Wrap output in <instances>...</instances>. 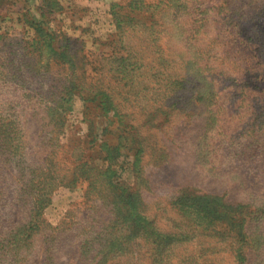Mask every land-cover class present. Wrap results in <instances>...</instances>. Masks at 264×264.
Returning <instances> with one entry per match:
<instances>
[{"label":"rangeland","instance_id":"374dc122","mask_svg":"<svg viewBox=\"0 0 264 264\" xmlns=\"http://www.w3.org/2000/svg\"><path fill=\"white\" fill-rule=\"evenodd\" d=\"M0 0V264H264V0Z\"/></svg>","mask_w":264,"mask_h":264},{"label":"crops","instance_id":"0c3cea01","mask_svg":"<svg viewBox=\"0 0 264 264\" xmlns=\"http://www.w3.org/2000/svg\"><path fill=\"white\" fill-rule=\"evenodd\" d=\"M26 1H29V0H21L20 2H17V5H15L14 7V13L15 15L11 16L12 17V20H11V23H14L15 21H17L18 23H21V24H25V25H29L23 18H21V15L23 12V6L24 2ZM30 3L32 6H36L34 5V2L32 0H30Z\"/></svg>","mask_w":264,"mask_h":264}]
</instances>
